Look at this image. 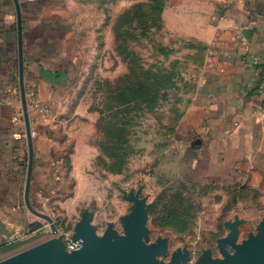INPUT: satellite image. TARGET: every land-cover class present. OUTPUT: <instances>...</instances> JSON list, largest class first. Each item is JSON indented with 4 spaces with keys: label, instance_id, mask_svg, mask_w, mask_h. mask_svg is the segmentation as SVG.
Here are the masks:
<instances>
[{
    "label": "rangeland",
    "instance_id": "374dc122",
    "mask_svg": "<svg viewBox=\"0 0 264 264\" xmlns=\"http://www.w3.org/2000/svg\"><path fill=\"white\" fill-rule=\"evenodd\" d=\"M66 3L76 18L71 49L79 77L73 91L95 114L96 133L91 163L80 166V177L70 175L68 164L69 185L44 213L64 232L73 234L87 214L99 236L110 227L123 234L135 206L124 196L139 193L151 242L168 240L161 262L174 251L190 256L183 264H202L208 251L224 259L218 239L230 232L225 223L244 220L238 243L256 235L264 194L182 177L183 123L208 63L207 45L194 29H182V0ZM42 232L41 238L49 235Z\"/></svg>",
    "mask_w": 264,
    "mask_h": 264
},
{
    "label": "crops",
    "instance_id": "0c3cea01",
    "mask_svg": "<svg viewBox=\"0 0 264 264\" xmlns=\"http://www.w3.org/2000/svg\"><path fill=\"white\" fill-rule=\"evenodd\" d=\"M19 4L34 147L30 201L50 212L69 185L68 164L80 177V166L91 163L96 116L73 91L79 77L73 10L66 0ZM190 28L207 45L208 63L183 123L182 177L264 194V0H182V29ZM28 159L17 9L14 0H0V254L20 248H7L16 231L49 233L47 224L36 229L43 218L26 205Z\"/></svg>",
    "mask_w": 264,
    "mask_h": 264
},
{
    "label": "water",
    "instance_id": "95a60500",
    "mask_svg": "<svg viewBox=\"0 0 264 264\" xmlns=\"http://www.w3.org/2000/svg\"><path fill=\"white\" fill-rule=\"evenodd\" d=\"M14 2L18 23L19 85L29 148L25 201L31 212L48 222L53 236L0 259V264H183L189 261L190 256L180 251H174L169 262L159 260V256L166 255L168 240L164 238L151 242L146 226V202L139 193L132 192L124 196L135 204L132 213L125 219V233L110 227L103 236H99L90 224L91 218L85 214L72 234L81 247L71 252L66 250L63 236L58 234L54 219L32 205L30 188L34 147L24 78L22 12L19 0ZM243 221L236 217L235 221L225 223L230 232L226 237L218 239L224 259L214 258L208 251L202 264H264V219L259 223L256 235L250 234L242 243H238L239 226Z\"/></svg>",
    "mask_w": 264,
    "mask_h": 264
},
{
    "label": "built area",
    "instance_id": "2783aa9c",
    "mask_svg": "<svg viewBox=\"0 0 264 264\" xmlns=\"http://www.w3.org/2000/svg\"><path fill=\"white\" fill-rule=\"evenodd\" d=\"M240 39H241V41L243 43H245V39L243 38V36H240ZM244 47L246 49H249V47L246 44L244 45ZM56 179L57 180H62V175H60V173H58V174L56 173ZM48 232H49L48 233L49 235L47 237L41 238L40 237V234H42V230H38V233L37 232H34L33 233V232H20V231H16L14 233V235H13L12 240L8 243V245L17 244L16 246L17 247H20V248L17 251L14 252V253H16V252H18L20 250H23L25 248H28L30 246H33V245H35L37 243H40V242H42V241H44V240L52 237L53 236V233H52V231L50 229V226H49V231ZM37 234H39V235H37ZM58 234H60V235L63 236V241L65 243V247H66V250L67 251L71 252V251L77 250V249H79L81 247L80 242L75 241L73 239L72 233L64 232L63 230L58 229ZM33 241H35V242H33ZM29 242H33V243H30L29 244Z\"/></svg>",
    "mask_w": 264,
    "mask_h": 264
},
{
    "label": "trees",
    "instance_id": "16d2710c",
    "mask_svg": "<svg viewBox=\"0 0 264 264\" xmlns=\"http://www.w3.org/2000/svg\"><path fill=\"white\" fill-rule=\"evenodd\" d=\"M39 227H42V224L37 225L36 229L39 228ZM14 246H15V244H13V245H8L7 248L10 249V248H13Z\"/></svg>",
    "mask_w": 264,
    "mask_h": 264
}]
</instances>
